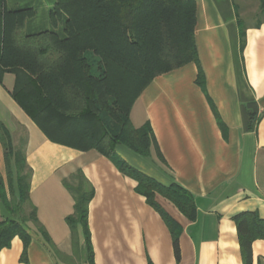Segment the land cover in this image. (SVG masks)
<instances>
[{
	"label": "crops",
	"instance_id": "1",
	"mask_svg": "<svg viewBox=\"0 0 264 264\" xmlns=\"http://www.w3.org/2000/svg\"><path fill=\"white\" fill-rule=\"evenodd\" d=\"M195 2L198 62L156 76L131 108L134 127L152 129L149 154L115 146L134 168L165 186L176 182L193 196L196 216L190 219L155 195L178 224L180 258L170 227L137 191L138 182L97 149L51 140L12 97L15 75L8 72L0 80V122L13 145L24 147L31 190L23 209L29 214L35 207L50 242L29 221L30 242L25 247L15 236L0 251V264H86L83 225L68 222L76 213L79 171L87 181L83 186L93 190L87 225L95 264H244L235 216L256 212L264 219V5ZM252 115L254 127L247 129ZM0 179L11 201L1 138ZM1 191L0 184V196ZM5 219L0 213V222ZM252 264H264L262 238L252 243Z\"/></svg>",
	"mask_w": 264,
	"mask_h": 264
},
{
	"label": "trees",
	"instance_id": "2",
	"mask_svg": "<svg viewBox=\"0 0 264 264\" xmlns=\"http://www.w3.org/2000/svg\"><path fill=\"white\" fill-rule=\"evenodd\" d=\"M35 15L32 6L9 8L7 0H0V80L8 72L15 75L12 97L51 140L80 150L97 149L138 182L137 191L170 227L179 259L178 224L155 195L171 200L190 219L196 216L193 196L176 182L165 186L134 168L116 154L115 146L149 154L152 129L134 127L131 108L156 76L198 62L195 0H55L51 21L57 25L63 20V33L53 29L28 33L27 22ZM249 123L246 128L252 129L254 115ZM0 138L11 196L9 201L0 179V198L11 213L0 222L1 251L15 236L26 247L32 238L28 222L38 225V219L34 206L29 214L23 209L30 203L31 190L24 147L13 145L1 122ZM78 176L82 184L75 191L76 213L68 222L78 219L83 225L86 264H95L87 225L93 190L83 186L87 181L81 171ZM235 221L244 264H252V243L264 239V219L256 212H242ZM39 232L50 242L40 226Z\"/></svg>",
	"mask_w": 264,
	"mask_h": 264
},
{
	"label": "rangeland",
	"instance_id": "3",
	"mask_svg": "<svg viewBox=\"0 0 264 264\" xmlns=\"http://www.w3.org/2000/svg\"><path fill=\"white\" fill-rule=\"evenodd\" d=\"M9 8H18L32 6L36 10V15L33 19L29 20L26 25V31L28 33H35L38 31L53 29L60 33H63L64 21L59 20L57 25H53L51 21L50 12L54 6L55 0H7ZM237 3V1H235ZM236 52V48L234 49ZM236 66L238 72V80L240 88H243V82L241 81V69L237 62V54L235 53ZM246 91V90H245ZM247 93V92H245ZM77 180V179H76ZM76 183V181H72Z\"/></svg>",
	"mask_w": 264,
	"mask_h": 264
},
{
	"label": "water",
	"instance_id": "4",
	"mask_svg": "<svg viewBox=\"0 0 264 264\" xmlns=\"http://www.w3.org/2000/svg\"><path fill=\"white\" fill-rule=\"evenodd\" d=\"M0 213L5 217L8 218L10 217L11 213L9 212V210L7 209V207L5 206V204L3 202L0 201Z\"/></svg>",
	"mask_w": 264,
	"mask_h": 264
}]
</instances>
